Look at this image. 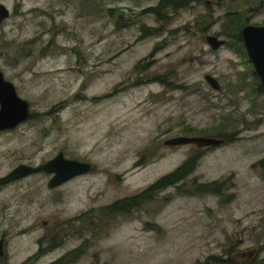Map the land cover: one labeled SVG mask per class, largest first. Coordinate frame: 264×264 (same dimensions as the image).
<instances>
[{"label": "rangeland", "instance_id": "rangeland-1", "mask_svg": "<svg viewBox=\"0 0 264 264\" xmlns=\"http://www.w3.org/2000/svg\"><path fill=\"white\" fill-rule=\"evenodd\" d=\"M157 1L0 0V72L31 113L0 132V177L58 152L91 167L55 189L43 173L0 187V264H264V89L237 41L264 27L263 0H199L160 20L146 12ZM179 136L235 140L163 145ZM196 152L181 189L217 182L221 196L167 188L127 214L99 210Z\"/></svg>", "mask_w": 264, "mask_h": 264}, {"label": "water", "instance_id": "water-1", "mask_svg": "<svg viewBox=\"0 0 264 264\" xmlns=\"http://www.w3.org/2000/svg\"><path fill=\"white\" fill-rule=\"evenodd\" d=\"M8 15V11L0 5V24L7 19ZM241 36L248 53V57L254 64L255 74L264 88V73L260 70V66L258 65L259 57L256 55L252 44L253 38L260 37L261 40H264V27H245L241 31ZM206 41L211 46V49H215L221 44V42L216 41L213 37L206 38ZM204 80L214 89L217 88L213 78L205 76ZM30 114L27 102L17 96L12 83L5 80L0 72V132L15 128L19 124L28 120L30 118ZM188 143H193L196 146H214L217 142L209 139L185 137H178L163 141V145L170 147ZM90 171L91 167L88 163L65 159L62 153L58 152L51 159L37 166H29L25 164L17 165L7 174L0 177V186L17 181L32 174L43 173L50 176L46 183V187L48 189H54L61 186L65 182L75 177L85 175ZM1 254L2 241L0 240V256Z\"/></svg>", "mask_w": 264, "mask_h": 264}, {"label": "trees", "instance_id": "trees-1", "mask_svg": "<svg viewBox=\"0 0 264 264\" xmlns=\"http://www.w3.org/2000/svg\"><path fill=\"white\" fill-rule=\"evenodd\" d=\"M198 0H158L155 6L149 7L146 9L147 13L153 14L155 19L160 20L161 14L163 12V9L169 8L171 11H179L181 9H184L188 7L192 2H195ZM110 12V11H109ZM149 30V29H148ZM141 35L143 34V31L141 30ZM237 41H240L239 34L237 36ZM140 63H137L135 67L137 68ZM134 67V69H135ZM155 78V77H154ZM185 133H188L189 130L185 129ZM184 133V134H185ZM217 137H223V136H217ZM227 141L230 143L234 139L233 136H228ZM201 156L200 152H196L195 155L192 157H189L182 165H179L177 168H175L171 173L164 175L157 179L155 182H153L150 186H148L145 190L140 192L139 194L135 196H131L129 198H124L119 201H116L108 206H105L104 208H99V210L106 214V212H109L111 217H114L115 215H122L127 214L130 209L135 208L143 201H149L153 196L160 193L161 191L172 188L174 190V194L177 196H186V197H192V196H201L205 195L207 193H211L217 196H221L222 192V185L217 182H213L211 184H198L194 183L192 187V191L187 192L183 189H181V184L183 180L192 172L193 167H195L196 162L199 160ZM187 167V168H186ZM186 168V169H185ZM166 200V199H165ZM83 217V216H81ZM158 231V229H156ZM98 238V237H97ZM52 243L44 250H37L34 256H39L44 253V251H49L53 249L56 246V243L51 241ZM88 243L85 244V248L87 249ZM84 251V249H83ZM72 255L75 256V259H78L80 256L79 248L76 250L75 253ZM240 261V260H238ZM61 259L56 260L55 262L51 264H60ZM207 263L211 264H236L234 261H224L222 259H214L211 258L209 261L207 260ZM241 264V263H240Z\"/></svg>", "mask_w": 264, "mask_h": 264}, {"label": "bare ground", "instance_id": "bare-ground-1", "mask_svg": "<svg viewBox=\"0 0 264 264\" xmlns=\"http://www.w3.org/2000/svg\"><path fill=\"white\" fill-rule=\"evenodd\" d=\"M199 1V0H198ZM198 1H195V2H192V3H198ZM191 3V4H192ZM206 4H209V2L207 1L206 3H205V5ZM190 6V5H189ZM188 6V7H189ZM263 7H264V3H263ZM254 28H257V27H254ZM249 33V32H248ZM256 35V34H255ZM240 41H239V43L240 44H242V48H243V50H245V52H246V54H247V56H248V53H247V50H246V47L244 46V42H243V39H242V36H241V34H240ZM214 38V37H213ZM206 43H207V41L206 40H204ZM254 43H256V39H252V44H253V47H254V51H255V53H256V55L259 57V60L261 59L262 60V67H263V69H264V40H261L260 39V37H258V43H257V45L255 46L254 45ZM223 46V44H220L217 48H215V49H211V46L209 47V49L210 50H217V49H219L220 47H222ZM250 46V45H249ZM248 59H249V57H248ZM259 60H258V65L260 66V64H259ZM255 61V60H254ZM249 62L252 64V67H253V69H255V67H254V64H253V62L251 61V59H249ZM258 67V66H257ZM262 67L260 66V70L261 71H263V69H262ZM259 70V69H258ZM263 73H264V71H263ZM254 74H255V70H254ZM256 75V74H255ZM205 76H209V77H211V78H213L212 76H210V75H205ZM213 80L215 81V83H216V85H217V88L216 89H214L213 87H211V85H209L205 80V83L212 89V90H215V91H217L218 89H219V84L217 83V81L213 78ZM262 86V85H261ZM262 88H263V86H262ZM264 89V88H263ZM2 132V131H1ZM179 137H185V138H198V139H209V140H211V141H215V142H217L216 144H214V146H196L195 144H193V143H188V144H183V145H179V146H185V145H192L193 147H195V149H197V150H201V149H207V148H216V147H218V146H221V145H224V144H227V143H229L228 141H227V139H226V137H218V138H212V137H186V136H179ZM175 138H178V137H175ZM171 139H173V138H171ZM232 142H234V140L232 141ZM231 143V142H230ZM164 146H166V145H164ZM179 146H172V147H179ZM166 147H169V148H172V147H170V146H166ZM66 159V158H65ZM187 160V159H186ZM185 160V161H186ZM68 182V181H67ZM57 188V187H56ZM55 189V188H54ZM215 196H217V195H215ZM222 202H223V200H221Z\"/></svg>", "mask_w": 264, "mask_h": 264}, {"label": "flooded vegetation", "instance_id": "flooded-vegetation-1", "mask_svg": "<svg viewBox=\"0 0 264 264\" xmlns=\"http://www.w3.org/2000/svg\"><path fill=\"white\" fill-rule=\"evenodd\" d=\"M259 64H260V66L262 67V60L260 59L259 60ZM262 69H263V67H262ZM263 71H264V69H263ZM4 78V77H3ZM6 80V79H5ZM242 89H239L238 91H240V92H245L243 89H249V85H247V84H244V85H242V87H241ZM263 110L262 109H260L259 111H257V112H254L252 115H255L256 113H261ZM246 115H250L248 112H246ZM19 180H21V179H19ZM18 181V180H17ZM15 182V181H14ZM12 183V182H11ZM1 186H4V185H1ZM0 186V187H1ZM1 241H2V254H1V256L0 257H2L3 256V245H4V243H3V240L2 239H0ZM37 252V251H36ZM35 252V253H36ZM35 255V254H34ZM27 261V260H26Z\"/></svg>", "mask_w": 264, "mask_h": 264}]
</instances>
